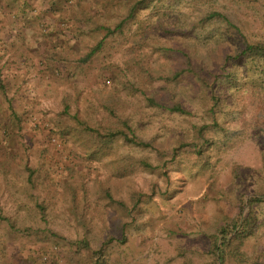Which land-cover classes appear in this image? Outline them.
Wrapping results in <instances>:
<instances>
[{"label":"rangeland","instance_id":"rangeland-1","mask_svg":"<svg viewBox=\"0 0 264 264\" xmlns=\"http://www.w3.org/2000/svg\"><path fill=\"white\" fill-rule=\"evenodd\" d=\"M7 1L12 10L0 17V40L28 37L21 49L40 51L43 75L15 77L22 84L35 81L24 89L1 69L0 264H264V109L253 89L264 90V59L231 61L224 73L221 52L205 41L198 56L218 73L217 122L208 94L186 88L182 99L192 115H179L148 106L137 91L154 93L159 80L151 73L171 68L167 57L148 46L130 56L135 34L154 18L153 4L117 31L125 13L119 0L110 10L106 0ZM212 8L250 39H264V0H211L198 10H182L194 17ZM9 19H21L20 26L8 28ZM107 28L114 33L106 35ZM110 97L124 101L120 112L135 133L162 150L179 135L189 138L194 125L206 127L211 143L226 133L238 138L201 158L184 152L170 159L168 150L164 168L112 162L137 157L161 163L156 150L121 138L107 155L92 158L68 124L96 125ZM235 165L242 167L239 176ZM131 191L145 197L127 213ZM252 198L261 201L252 204ZM250 211L254 224L239 247L242 257L236 245L222 251ZM235 219V229L215 244L224 222Z\"/></svg>","mask_w":264,"mask_h":264},{"label":"trees","instance_id":"trees-1","mask_svg":"<svg viewBox=\"0 0 264 264\" xmlns=\"http://www.w3.org/2000/svg\"><path fill=\"white\" fill-rule=\"evenodd\" d=\"M163 1L119 0L118 2L119 6H124L125 13L124 17L116 25L117 31L122 30V27L127 22L135 20L138 13L153 4L150 15L154 18L149 19L147 24L135 34L134 42L129 50L130 56L133 57L135 53L140 52L144 47L148 46L159 55L167 57L171 62L169 70H154L151 73L152 80H159L158 88L154 93H148L143 88H139L137 91L148 106L185 116L192 115V112L184 106L185 101L182 99L185 88L187 91L208 94V99L211 101L209 107L211 119L213 122H217L213 114L215 115L214 110L218 100L214 95L213 88L218 80V73L212 69H208L199 59V46L205 43V41L213 42L216 45L217 53L221 52L219 53L221 57L219 70L225 73L226 69L230 67L229 63L231 61L257 62L259 59H264V39L259 41L250 39L242 30V27L234 23L222 11L212 8L191 17L189 13L182 10L183 6H187L189 11L193 9L198 10L202 4L211 0H168L172 2L169 6H166ZM113 4H115V0H106L104 6L109 9ZM113 33L114 31L111 28H107L106 35ZM179 80L184 81V83L179 82L180 88H182L181 91L178 89V86L176 88ZM253 89L260 102H262V109H264L263 88L255 87ZM110 98L104 103V109L107 112L104 113V119L96 125L88 124L85 120H78L75 124L72 123L71 125L68 124L77 134L75 136L76 141L87 149L88 155L92 158L99 156L100 152H104V155H107L111 151L115 140L121 138L131 145L156 150L160 154L161 163L160 165H155L148 159L137 157H124V159L120 157L114 159L112 162L118 163L124 160L123 164L126 168L134 166L149 169L164 168L167 160L165 159V153H168V150L171 154L170 159H176L184 152H192L201 158L207 154V150L215 147L217 151H221L228 145H232L238 138L229 136L226 133L221 142L217 144L213 141L214 143H211L212 139L206 135V127L194 125L192 135L189 138L187 135H179L173 145L162 150L153 142L145 141L135 133L128 115L120 112V108L125 105L124 101H118L114 97ZM186 99L188 100V97ZM256 123H258V120H256ZM241 169L242 167L235 165L232 171L236 176H239L241 175ZM117 171L121 170L117 169ZM130 171L129 169L123 170V172ZM262 193L264 194V191ZM143 197H145L143 192L131 191L130 199L133 201V205L130 208H126L127 213L136 211ZM257 201L261 200L259 198H252L250 200L252 204ZM237 223L238 219H235L231 224L224 222L220 234H217V238L216 236L214 237V243L216 244V240L219 237L231 233ZM253 224L254 214L253 211H250L245 216L242 225L232 239L222 244L220 247L222 251H227L231 246L236 245V254L238 257H242L239 247L242 240L251 233ZM94 263L99 264L101 262L95 261Z\"/></svg>","mask_w":264,"mask_h":264},{"label":"crops","instance_id":"crops-1","mask_svg":"<svg viewBox=\"0 0 264 264\" xmlns=\"http://www.w3.org/2000/svg\"><path fill=\"white\" fill-rule=\"evenodd\" d=\"M12 3V1L9 2L7 0H0V17H3V12L12 10ZM8 21V28L9 26H15L17 28L21 24V19H15V21L9 19ZM27 38L28 37L22 38L11 36L3 37L2 40H0V44L3 45L2 47L4 49L0 56V78L2 77L1 71L4 70L7 77H14L13 80L14 83H17V88H19V86H23L24 89L31 85L34 86L35 81H33L34 84L31 82L29 85H27V81L23 82L26 84H22V81L16 80L15 77H24L31 74L32 76L39 77L43 75V72L41 71L42 66L39 62L42 59L40 51L35 50L34 52L29 53L27 51H22L21 49L22 45H26L25 43L28 41ZM1 84H3V80L1 81ZM15 98H18V96Z\"/></svg>","mask_w":264,"mask_h":264}]
</instances>
